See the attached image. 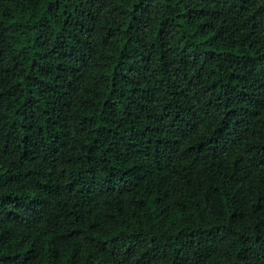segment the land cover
<instances>
[{"label": "trees", "instance_id": "trees-1", "mask_svg": "<svg viewBox=\"0 0 264 264\" xmlns=\"http://www.w3.org/2000/svg\"><path fill=\"white\" fill-rule=\"evenodd\" d=\"M0 264H264V0H0Z\"/></svg>", "mask_w": 264, "mask_h": 264}]
</instances>
